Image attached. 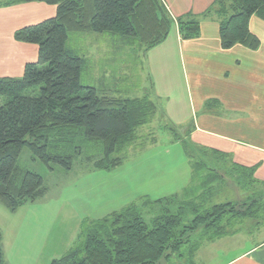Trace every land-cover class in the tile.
<instances>
[{"label": "trees", "instance_id": "1", "mask_svg": "<svg viewBox=\"0 0 264 264\" xmlns=\"http://www.w3.org/2000/svg\"><path fill=\"white\" fill-rule=\"evenodd\" d=\"M27 1L55 5L56 14L15 30L16 41L37 45V60L26 63L19 78L0 77V203L10 211L46 190L39 174L18 164L23 147L50 170L68 171L83 149L95 146L101 155L93 162L88 159L89 168L111 169L135 142L137 129L158 111L147 96L100 95L84 84L85 60L69 48V35L108 34L121 45L137 44L148 51L167 37L173 25L161 0H6L4 4ZM208 14L218 18L222 49L258 48L260 41L248 22L252 15L264 20V0H214L204 13ZM200 16L189 13L176 19L181 39L200 34ZM183 145L192 165L212 174L202 180L203 189L222 180L247 194L211 204V193H203L180 201L176 211L161 208L149 221L131 203L101 220L83 221L74 244L50 264H194L193 254L202 241L233 233L246 221L264 224V181L255 178L256 166L229 162L223 153L186 141ZM175 197L146 199L142 205ZM0 264H6L1 243Z\"/></svg>", "mask_w": 264, "mask_h": 264}, {"label": "crops", "instance_id": "2", "mask_svg": "<svg viewBox=\"0 0 264 264\" xmlns=\"http://www.w3.org/2000/svg\"><path fill=\"white\" fill-rule=\"evenodd\" d=\"M5 1L0 3V77L19 78L23 74L25 64L37 60L38 47L36 44L16 41L13 37L15 30L55 16L56 6L39 1L5 5ZM161 1L173 25L167 37L159 44L148 51H141L140 56L135 50V65L136 62L142 61V69H145L147 75L145 82L147 80L150 83V88H144V94L141 96L129 98L147 96L158 108V119L165 111V117L170 119L168 121L170 124H185L186 121H178L187 118L189 125L185 137L173 134L169 141L172 142L170 146L179 143L182 148L183 157H180L177 163H172L168 167L146 166L138 169L140 181L138 189L142 190L139 196L141 204L146 199L158 201L174 195L180 196L192 183L194 167L184 149V141L194 147L223 153L229 162L256 166L255 178L264 181V20L252 15L248 22L250 32L260 41L258 48L249 49L234 45L229 49H222L217 16L204 15L214 0ZM189 13L201 15L200 34L195 38L181 39L176 19ZM97 39L98 37L90 32L77 33L69 37V48L85 60L83 72L88 65L94 64L95 69H92L90 75H102L108 71L112 79H119L114 75L118 73L121 77H131L132 71L128 65H121L115 70L111 61L106 69H101L97 61L89 63L81 46L84 43L106 40ZM108 42L112 43L113 47V40L109 39ZM127 50L129 51V48ZM140 57L142 60H139ZM100 79L97 78L96 85H89L100 95H115L121 91L110 88L106 77ZM159 101H163L164 109L159 107L157 103ZM140 143L133 144L135 154L154 148L157 141L154 139L150 143L147 142V145L142 143L143 146H140ZM159 152L160 155L153 153L150 158L157 155L160 159L171 157L167 149L166 152ZM124 159L119 165L104 170H113L122 165ZM45 188L40 198L22 206L31 209L42 206L41 199L46 194L47 186ZM131 203L135 202L131 201L121 208H108L95 217L90 215L78 217L74 221L63 214L59 220L58 217L43 216L29 219V222L26 220L24 223L23 230L12 226L13 231L10 236L8 234V238L12 236V247L16 245L20 250L30 254L37 253L42 257L44 255L48 257L50 254L52 260L62 256L74 244L83 221L101 220ZM53 221H61V224L52 231ZM58 230L60 233H57ZM0 233L3 257L7 264L4 251L6 244L11 243V240L6 239L7 236H4L1 228ZM61 251L64 252L60 254ZM193 262L264 264V224L258 226L253 224L249 229L239 228L233 233L202 241L193 254Z\"/></svg>", "mask_w": 264, "mask_h": 264}, {"label": "rangeland", "instance_id": "3", "mask_svg": "<svg viewBox=\"0 0 264 264\" xmlns=\"http://www.w3.org/2000/svg\"><path fill=\"white\" fill-rule=\"evenodd\" d=\"M3 1L5 0H0V3ZM73 35L76 34H70L69 37ZM93 35L98 37V39L105 38L106 40L96 43H84L81 46L82 52L89 63L97 61L96 63L100 65L101 69H106L111 61L115 70L121 65H128L129 69L132 71V76L125 78V76L121 77L118 73L114 75L118 76L119 79H112L108 71L105 74L102 73V75H90L92 69H95V67H93L94 64H90L83 72L82 82L88 85H96L97 78L103 79V77H106L108 80L107 84L110 88L122 91L115 94L118 97L129 98L136 95H143L144 88H150V83L147 82V80V84L145 82L147 75L145 69H142V61L136 62L135 65L134 52L137 51L140 56L142 51L140 46L137 44L132 46L128 45V51L125 47L127 45H124V43L121 45L120 41H115L114 38L110 37L108 34L93 33ZM109 39L113 40V47H111L112 43L108 42ZM120 46L123 47L120 48ZM99 54L103 56H99ZM139 60H142V57H140ZM179 76H177L178 84L180 83ZM157 103L160 108L164 109L163 101ZM157 113L153 116L151 121L137 129V138L133 143L137 144L141 142L139 145L143 146L147 142L150 143L155 139V141H157L155 147L149 150L147 149L142 153L135 154L134 152L136 151H133L135 147L131 144L132 146H128L127 150L125 149L122 151L123 153L121 152L125 155L122 165L113 170H90L91 168H89L88 165L91 164V161H88V159L90 158L93 162L101 155V150L95 146H88L83 149L81 154L74 160L71 169L67 172L58 169L50 170L40 160L35 159L26 147L22 148L17 160L18 164L27 170L39 174L43 178L45 186H47V191L41 199V202L43 201L42 206H35V208L32 209L30 207L21 206L15 211H10L0 203V228L5 234L4 236H7L6 239L11 240V243L6 244V249L4 251L7 264H49L51 261L50 257L52 255L50 254H48V257L45 255L42 257V255H38L37 253L30 254V252L20 250L16 245L12 247V236L8 238V234L10 236L13 231L12 226L23 230L24 223L26 220L29 222V219H37V217L43 216L45 218L58 217L59 220L61 214H63L74 221L78 219V217L83 218L87 215L95 217L101 212H105L108 208H121L127 203L134 201L140 207L144 219L149 221L161 208L167 207L172 211H176L180 201L199 196L203 193H211L209 198L211 204L222 201L225 202L227 200H236L247 194L235 186L234 183H227L228 185H226L222 180L215 182L211 186L207 185V187L203 189L204 182H202V180H206L212 174H210L206 167L198 169L199 167L197 166L199 165L195 163L197 166H193V181L183 194L159 203L142 205V200L140 201L139 198L142 190L138 189L140 186L138 169L146 166L168 167L172 163H177L180 157H183L182 148L179 143L174 144L175 146H170L172 142L169 141L173 138V134L179 137H185L189 125V120L187 118L178 121H186L185 124H178L176 121L175 123L177 125H175L168 122L170 119L167 116L165 117V111L162 112L160 119H158L159 114L157 115ZM168 127L171 128V130ZM166 149L167 151L169 150L171 157L160 159V156L157 155L156 157L150 158L151 154L157 153L160 155L159 151L166 152ZM58 224H61V221L51 222L52 231ZM253 224V221H246L245 228L249 229ZM57 233H60V231L58 230ZM63 252L64 251H61L60 254ZM161 264H165V262Z\"/></svg>", "mask_w": 264, "mask_h": 264}]
</instances>
